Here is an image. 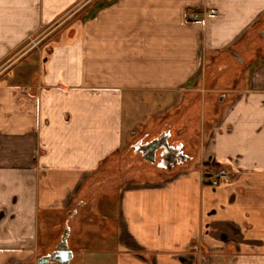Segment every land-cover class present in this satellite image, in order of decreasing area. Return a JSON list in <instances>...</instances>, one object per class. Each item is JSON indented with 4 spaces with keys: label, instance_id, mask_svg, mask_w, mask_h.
I'll return each instance as SVG.
<instances>
[{
    "label": "crops",
    "instance_id": "1",
    "mask_svg": "<svg viewBox=\"0 0 264 264\" xmlns=\"http://www.w3.org/2000/svg\"><path fill=\"white\" fill-rule=\"evenodd\" d=\"M263 27L264 0H0V67L44 34L0 73V264L51 253L41 221L57 216L84 264H264ZM161 134L185 161L136 154L152 179L105 198L104 234L79 235L91 181ZM221 168L228 180L203 182Z\"/></svg>",
    "mask_w": 264,
    "mask_h": 264
},
{
    "label": "rangeland",
    "instance_id": "2",
    "mask_svg": "<svg viewBox=\"0 0 264 264\" xmlns=\"http://www.w3.org/2000/svg\"><path fill=\"white\" fill-rule=\"evenodd\" d=\"M63 19L64 17L61 18L59 21H63ZM263 29L264 27L261 28V30H259L258 33H260V31H262ZM43 35L44 34L42 33L41 35L35 36L34 38L36 39L35 46H38V40L43 39ZM255 38L256 39H253L255 40L254 45L258 46L259 53H261L262 51H264V34L260 33L259 35H256ZM35 46L32 43H29L27 41L23 45L21 50L14 57H11L12 59L9 60V62L7 61L2 67H0V73L4 71H9L14 66L15 63L23 59V57L26 56L29 53V51L33 49ZM245 71H246V68L244 67V74L246 73ZM244 74H242L243 75L242 77H244ZM216 105L218 107L220 104L217 102ZM150 110H153V108L145 109L144 112L140 114L139 117L136 119V123L141 124V125L147 124L150 114L153 113V111H150ZM164 114H168V111L166 112L163 108V115ZM199 126L200 127L197 132L202 131L203 127L207 128L208 126L207 121L203 122L202 119H200ZM149 139H150L149 137L144 138L145 141H148ZM155 139L157 138H153L151 141ZM133 146L131 148L126 149V152L123 156L117 158L112 163L105 165L102 168L100 174L97 175L94 178V180L91 181L90 183L91 185H89V188H88V193L86 194L87 199L85 203L87 204L80 214V217L83 220V222H81L82 225L80 224L81 230L79 231L80 232L79 235H85V236L87 235L86 237H98L100 232L99 233L95 232V234L92 233L93 232L92 229L99 226V224H97L98 218H100V216L102 215L108 216L109 218H113V219L115 218V214L117 212L118 199L117 197L112 198V200L105 199V198H107L108 196L110 197V195L112 197L113 195L118 194L119 190L124 187V184L126 185V184L135 183V182L146 181V178L152 179L151 176L144 175L145 174L144 171H146L148 165L135 156L136 154H134ZM195 162L196 161L194 160L190 161L189 166L193 165ZM153 179H154V176H153ZM94 194H96V197ZM99 196L104 197V199L100 200ZM101 212L103 214H101ZM65 219H63V216L52 217L51 220H47L48 221L47 225L44 224V221L42 219L41 221V235L42 236H41V241H40L42 245L44 244V238H45L46 233L50 237L51 236L53 237V235H55V237L57 238L56 241L59 242V239L64 231V228L67 227L68 230H70L69 226L67 225L64 226ZM86 225L90 227V230L88 229L89 227L85 229ZM71 227L74 228L75 226L72 224ZM105 231L106 230L103 227L102 232L100 234H104ZM69 236H70V233H68L67 239H69ZM76 241H78V236L74 238V241L70 246L75 256L69 264H84L83 261H84L85 255H87V252H86L87 249L82 248L81 246H78V244L75 245ZM92 248H95L94 244H90V249ZM94 250L97 251L96 249Z\"/></svg>",
    "mask_w": 264,
    "mask_h": 264
},
{
    "label": "water",
    "instance_id": "3",
    "mask_svg": "<svg viewBox=\"0 0 264 264\" xmlns=\"http://www.w3.org/2000/svg\"><path fill=\"white\" fill-rule=\"evenodd\" d=\"M168 138H169V134H165L163 136H161L160 138H157L151 142H148L147 144L143 145L142 150H137L138 149V145L140 144V142L136 145H134V154H140L142 156V158L144 159L145 162L151 163V164H155V152L158 149H167L168 148ZM164 143L163 145H158V143ZM147 147L150 150L149 153V157H147L146 155V149ZM175 149V148H174ZM166 151V150H165ZM161 161L159 162V164H157L158 167L164 168V169H172L175 165L178 164V161H176V157L173 158V160L169 161L164 157V154L160 155ZM177 158L179 159V163H182L185 161V156L182 155L181 153L179 154V156H177ZM68 233L69 230L67 227H65L58 244L54 247V250L47 254L44 255L42 257H40L35 264H69V262L72 259V253L69 251L68 249V245H67V237H68Z\"/></svg>",
    "mask_w": 264,
    "mask_h": 264
},
{
    "label": "built area",
    "instance_id": "4",
    "mask_svg": "<svg viewBox=\"0 0 264 264\" xmlns=\"http://www.w3.org/2000/svg\"><path fill=\"white\" fill-rule=\"evenodd\" d=\"M216 15V12L214 10H210L208 12H205L202 14V16H206V17H213ZM192 19L196 20L198 19V15L195 13L192 15ZM35 37H31L30 39H28L29 43H32L34 46L36 45V42L34 39ZM231 177V173L229 171H227L224 168L221 169H217V170H213V171H208V172H204L203 173V182L209 186H217L218 184H220L221 182H224L226 180H228ZM195 253H198V247H194L193 248ZM203 261V258H202Z\"/></svg>",
    "mask_w": 264,
    "mask_h": 264
},
{
    "label": "flooded vegetation",
    "instance_id": "5",
    "mask_svg": "<svg viewBox=\"0 0 264 264\" xmlns=\"http://www.w3.org/2000/svg\"><path fill=\"white\" fill-rule=\"evenodd\" d=\"M260 33L261 34H264V29L262 30V31H260ZM259 33V34H260ZM167 135V134H166ZM162 136V134L161 135H159V136H157V137H155V138H160ZM153 138H151V139H149L148 141H145L144 139L142 140H139V141H137L136 143H135V145L136 144H138L139 142H140V144L138 145V149L137 150H142V148H143V145L144 144H147L148 142H150L151 140H152ZM164 143H158V145H163ZM177 146L178 145H174V144H168V148L167 149H165V150H163V149H158L156 152H155V165L157 166V164H159V162L161 161V158H160V155L161 154H164V157H165V159H166V162H167V159L169 160V161H171V160H173V158L174 157H176V161H178V165H179V159L177 158V156H179V154H180V151L178 150V148H177ZM175 148V149H174ZM134 150V149H133ZM149 153H150V150H149V148L147 147V149H146V155H147V157H149ZM177 165H175L174 167H176Z\"/></svg>",
    "mask_w": 264,
    "mask_h": 264
},
{
    "label": "trees",
    "instance_id": "6",
    "mask_svg": "<svg viewBox=\"0 0 264 264\" xmlns=\"http://www.w3.org/2000/svg\"><path fill=\"white\" fill-rule=\"evenodd\" d=\"M210 166H213V168H217L218 166L217 165H211V164H206L205 167H207L208 169L212 168ZM215 170V169H214Z\"/></svg>",
    "mask_w": 264,
    "mask_h": 264
}]
</instances>
